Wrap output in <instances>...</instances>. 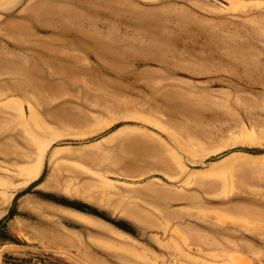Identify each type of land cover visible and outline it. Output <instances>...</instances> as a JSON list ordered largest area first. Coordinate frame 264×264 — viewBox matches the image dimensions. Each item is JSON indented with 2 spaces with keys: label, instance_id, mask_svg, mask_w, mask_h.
<instances>
[{
  "label": "rangeland",
  "instance_id": "rangeland-1",
  "mask_svg": "<svg viewBox=\"0 0 264 264\" xmlns=\"http://www.w3.org/2000/svg\"><path fill=\"white\" fill-rule=\"evenodd\" d=\"M0 264H264V0H0Z\"/></svg>",
  "mask_w": 264,
  "mask_h": 264
},
{
  "label": "trees",
  "instance_id": "trees-1",
  "mask_svg": "<svg viewBox=\"0 0 264 264\" xmlns=\"http://www.w3.org/2000/svg\"><path fill=\"white\" fill-rule=\"evenodd\" d=\"M0 241L5 242V241H14V242H19L16 237H12L5 229L0 230Z\"/></svg>",
  "mask_w": 264,
  "mask_h": 264
}]
</instances>
